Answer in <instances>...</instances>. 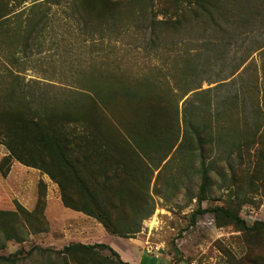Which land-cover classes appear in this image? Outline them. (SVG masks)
Returning a JSON list of instances; mask_svg holds the SVG:
<instances>
[{"label":"trees","instance_id":"16d2710c","mask_svg":"<svg viewBox=\"0 0 264 264\" xmlns=\"http://www.w3.org/2000/svg\"><path fill=\"white\" fill-rule=\"evenodd\" d=\"M25 1L0 0V142L8 150L0 161L1 174H7L12 158L40 169L57 182L65 207L93 217L110 234L127 237L139 228L123 224V217L112 216L105 192L114 190L119 199H127L133 194L128 177L143 188L144 179H151L153 171L174 147L176 140L172 139L170 129L181 119L183 133L175 152L185 146L192 152L190 146L196 140L201 153L199 205L192 212V222L198 214L208 211L201 202L210 187L211 166L206 165L202 148L211 142V133L209 125L199 127L197 118L201 107L194 100L210 98L211 91L228 83L236 84L235 79L241 77L237 72L251 54L241 58L225 75L211 78L204 76L207 72L204 63L211 60L212 54L195 52L186 46L198 42L203 50L215 51L214 58H225L226 48L237 39L236 29L264 26V0H189L183 7H180L183 0H166L164 16L160 19L153 10V0H30L29 5L23 4ZM58 8L63 16H56ZM69 20L72 23L68 28ZM75 29L84 39L91 40L94 36L122 40L132 35L138 39L140 33L134 34L133 30L143 29L148 32L149 44L153 47L162 44L171 52L182 41L186 48L179 54L168 53L166 60L172 63L164 71L151 68L142 74L135 73L131 67H122L119 56L118 59L117 55L110 57L112 50H106L100 57L93 50L86 69L79 71L91 82L86 86L92 93L85 94L88 98L72 97L80 94L78 89L51 92L37 86L38 80L26 82L23 71L32 61L34 50H40L46 38L64 37L67 31ZM57 43L52 41L53 45ZM257 50L264 54V44L254 51ZM95 51L99 53L98 48ZM169 77L173 81L167 80ZM228 78H231L229 82H219ZM203 81L217 83L202 88ZM254 83L256 98H262L264 107V63L262 77ZM190 91L193 92L180 109L179 101ZM249 96L254 98L251 92ZM252 124L246 136L248 141H254L261 125L256 120ZM162 130L165 134L160 133ZM74 133L78 136L73 137ZM260 133L264 135L263 131ZM90 143L98 148L93 149ZM159 151L163 152L162 156L151 158V154ZM238 155L241 157V152ZM94 158L96 161L91 162ZM146 159H151L152 164H147ZM93 163L95 166L91 168ZM115 164V172L122 176H119L121 182L112 185L107 170ZM96 172L103 174L104 179H97ZM44 187L39 182L40 192L33 210L28 211L19 204L15 210L0 209V234H5L6 240L22 241L25 233L47 229L43 215ZM240 206L239 203L236 206L218 204L210 211L219 226L233 225L239 230L264 233V222L248 224L239 215ZM137 207L136 211L140 206ZM97 247L106 248L120 258L111 246L102 242H73L62 251L79 256L81 261L86 258L94 261ZM6 259L0 255V260ZM253 264H264V251Z\"/></svg>","mask_w":264,"mask_h":264},{"label":"rangeland","instance_id":"374dc122","mask_svg":"<svg viewBox=\"0 0 264 264\" xmlns=\"http://www.w3.org/2000/svg\"><path fill=\"white\" fill-rule=\"evenodd\" d=\"M188 1L183 0L180 7L185 6ZM23 4L29 5L30 0ZM153 5L157 18H162L166 0H153ZM56 16H63L60 8L56 11ZM70 21L68 28L72 23ZM76 32V29L67 31V36H57L53 40L46 38L40 50H34L30 57L32 61L25 66V81L32 83L31 81L38 80L37 86L51 92H71L72 89H78L80 94L75 93L72 97L88 98L85 94L92 93L86 86L91 82L88 83L87 76L82 77L84 72L79 71L86 69L93 50L99 57L106 50H112L110 57L117 55L118 59L119 56L122 67H131L136 70L135 73L142 74V71L151 68L164 71L172 63L171 60H166L168 53L179 54L187 47L195 52L212 54L211 60L204 63L207 70L204 76L211 78L225 75L241 58L251 54L239 68L237 73L241 77L235 79L236 84L228 83L211 91L210 98L194 100V104L201 107L197 118L199 127L207 124L211 133V142L204 144L202 148L205 163L211 166L210 187L206 199L201 202V206L208 211L198 214L192 222V212L199 205L201 153L196 140L190 146L192 152L188 151L187 146L175 152L183 133L181 119L170 129L172 139L176 140L174 147L161 161L159 168L153 171L151 179H144L143 188L130 177H125L129 180V186H133V194L127 196V199H119L118 195H114V190H107L105 193L108 195L104 198L113 217H123V224L139 228L138 232L128 234L127 237L112 234L116 236L115 240L124 244H139L137 255L133 254L135 259L145 255L150 258V264H253L263 255L264 233L239 230L233 225L219 226L210 209L218 204L232 203L236 206L239 203V215L248 224L254 221L264 222V135L260 133L263 131L264 134V107L262 98H256L258 92L254 83L255 79L262 77L264 54L263 51L254 50L264 44V26L258 24L249 30L242 26L236 29L237 39L226 48L227 55L221 59L214 58L215 51L203 50L198 42L187 43L185 47L179 41L171 52L166 51L162 44L153 47L149 44L148 32L143 29L133 30L134 34L140 33L137 35L138 39L132 35L125 36L122 40L107 37L102 40L97 36L93 40L88 37L84 39V36ZM199 32L205 37L204 33ZM54 40L60 48L52 44ZM106 43L110 46H105ZM95 44H98L96 48L99 53L95 51ZM78 77H82L81 81H78ZM230 79L219 82H229ZM167 80L173 81L171 77ZM216 83L203 81L202 88L212 87ZM193 91L179 101L180 109L183 101ZM250 92L254 98H250ZM234 94H237L236 97H233ZM255 120L261 125L254 141H248L246 136ZM160 133L165 134V131ZM72 136L78 135L74 133ZM90 144L94 145L93 149L98 148L96 144ZM240 152L241 157L238 155ZM157 153L151 154V158L163 155L162 151ZM7 154L6 146L0 142V161ZM91 160L95 162L96 158ZM145 162L152 164L151 159H146ZM94 166L93 163L91 168ZM115 166L116 164L109 165L107 170V176L112 178V185L121 182L119 176H122L117 175L120 172H115ZM96 173L97 179H104L103 174ZM39 182L45 186L43 215L48 223L47 229L38 233H25L22 241L6 240L7 236L0 234V255L8 257L0 260V264H137L128 260L126 254L131 251L119 246L115 248L120 254L111 248L120 258L113 256L106 248L97 247L93 253L96 258L94 261L90 258L81 261L79 256L63 252V247L73 242L105 243L104 241L110 242L112 237L110 234L102 235V225L93 217L65 207L57 182L47 173L26 166L14 158L10 160L7 174L3 176L0 172V209L15 210L19 204L28 211L33 210L40 192ZM138 205L140 208L136 211Z\"/></svg>","mask_w":264,"mask_h":264},{"label":"crops","instance_id":"0c3cea01","mask_svg":"<svg viewBox=\"0 0 264 264\" xmlns=\"http://www.w3.org/2000/svg\"><path fill=\"white\" fill-rule=\"evenodd\" d=\"M102 235H106L108 236L110 233H108L103 226L100 228ZM110 237H112V240L110 242L104 241L105 243L109 244L112 248H114L116 250V246L122 247L124 249L130 250V254H126L128 256V260L131 263H137V264H150V258L146 257L145 255H140L139 258L135 259V257L133 256V254L137 255L138 250H139V244H135V243H128V244H124L123 242H119L118 240H115L114 235L110 234ZM127 245H131V247H128ZM120 250V249H119ZM119 254L120 252L118 250H116ZM132 253V254H131Z\"/></svg>","mask_w":264,"mask_h":264},{"label":"built area","instance_id":"2783aa9c","mask_svg":"<svg viewBox=\"0 0 264 264\" xmlns=\"http://www.w3.org/2000/svg\"><path fill=\"white\" fill-rule=\"evenodd\" d=\"M151 249H148V251H150Z\"/></svg>","mask_w":264,"mask_h":264},{"label":"bare ground","instance_id":"6f19581e","mask_svg":"<svg viewBox=\"0 0 264 264\" xmlns=\"http://www.w3.org/2000/svg\"><path fill=\"white\" fill-rule=\"evenodd\" d=\"M151 221V220H150ZM154 222V221H153ZM151 225V224H150ZM151 229V228H150Z\"/></svg>","mask_w":264,"mask_h":264}]
</instances>
